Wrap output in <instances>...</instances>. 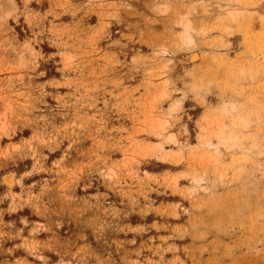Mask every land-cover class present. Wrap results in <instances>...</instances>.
I'll return each mask as SVG.
<instances>
[{"label": "rangeland", "instance_id": "rangeland-1", "mask_svg": "<svg viewBox=\"0 0 264 264\" xmlns=\"http://www.w3.org/2000/svg\"><path fill=\"white\" fill-rule=\"evenodd\" d=\"M0 264H264V0H0Z\"/></svg>", "mask_w": 264, "mask_h": 264}]
</instances>
